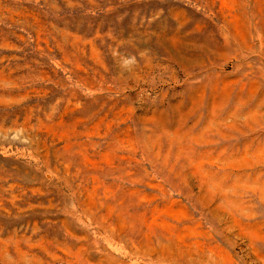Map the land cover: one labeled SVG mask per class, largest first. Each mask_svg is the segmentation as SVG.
Wrapping results in <instances>:
<instances>
[{
	"label": "rangeland",
	"instance_id": "374dc122",
	"mask_svg": "<svg viewBox=\"0 0 264 264\" xmlns=\"http://www.w3.org/2000/svg\"><path fill=\"white\" fill-rule=\"evenodd\" d=\"M0 264H264V0H0Z\"/></svg>",
	"mask_w": 264,
	"mask_h": 264
}]
</instances>
